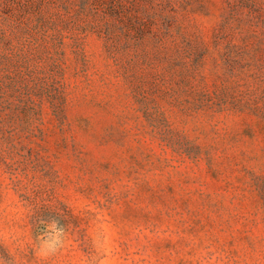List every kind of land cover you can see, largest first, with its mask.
Returning <instances> with one entry per match:
<instances>
[{"label": "rangeland", "instance_id": "obj_1", "mask_svg": "<svg viewBox=\"0 0 264 264\" xmlns=\"http://www.w3.org/2000/svg\"><path fill=\"white\" fill-rule=\"evenodd\" d=\"M0 264H264V0H0Z\"/></svg>", "mask_w": 264, "mask_h": 264}]
</instances>
